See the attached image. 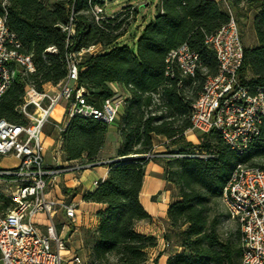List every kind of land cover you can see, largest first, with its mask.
Segmentation results:
<instances>
[{"label": "trees", "instance_id": "1", "mask_svg": "<svg viewBox=\"0 0 264 264\" xmlns=\"http://www.w3.org/2000/svg\"><path fill=\"white\" fill-rule=\"evenodd\" d=\"M0 0V14L21 42L24 50L34 54L36 71L25 74L17 69L15 79L0 98V120L27 125L22 114L28 86L43 92L44 86H57L68 76L67 49L58 25L68 21L71 8L77 15L76 43L70 51L79 52L101 45L102 51L85 55L79 64L77 85L85 88L87 102L101 108L118 94L113 85L127 94L119 134L122 140L114 158L108 163L106 180L85 195L87 202L101 203L100 224L88 239L91 245L89 264H146L147 251L157 246L153 236L139 234L137 222L151 220L140 202L146 155L154 150V137L171 141L166 153L174 157L152 160L165 169L168 189H175L178 201L168 209L171 228L165 240L185 252L167 264H242L241 231L235 238H223L218 215L211 216L223 199L224 189L240 165L259 167L264 158V124L259 138L245 154L231 150L220 134L212 130L202 134L199 146L186 141L192 128V107L208 77L218 73L216 54L206 38L226 25L230 16L222 2L214 0H160L157 14L143 29L134 50L119 45L124 35V21L95 23L90 3L101 0H7L6 11ZM238 20L253 13L252 28L256 44L244 46L240 71L243 84L253 91L264 88V0H231ZM243 41V33H241ZM188 44L198 54L200 68L195 78L166 76V59L172 50ZM54 48L56 53L50 52ZM159 95L156 102V97ZM110 125L106 122L73 117L62 133V151L68 164L102 162ZM12 207L0 190V213Z\"/></svg>", "mask_w": 264, "mask_h": 264}, {"label": "built area", "instance_id": "2", "mask_svg": "<svg viewBox=\"0 0 264 264\" xmlns=\"http://www.w3.org/2000/svg\"><path fill=\"white\" fill-rule=\"evenodd\" d=\"M227 5L230 0H223ZM90 3V12L96 24L108 20L124 21L122 31H128L139 10L135 4L126 5L117 14L108 15L106 6ZM7 0L2 4L6 11ZM229 22L216 34L206 38L216 54L218 73L208 77L203 90L192 107L190 132L208 134L217 131L224 143L238 154H245L259 138L264 124V88L252 90L242 83L240 71L244 62V44L236 17L228 12ZM77 13L71 8L68 21L59 24L68 50L65 56L67 78L55 90L38 92L28 86L21 107L27 125L0 120V157H14L18 164L0 169L2 192L12 202V207L0 213V264H65L64 241L57 233L54 218L58 207L74 219L75 207L48 198L54 180L68 173L79 174L106 162L75 163L49 168L43 156L42 134L50 122L55 108L65 103L66 125L75 116L94 118L108 125L115 123L126 104L127 94L116 95L104 102L101 108L88 104V91L77 85L79 64L85 55L98 53L90 46L79 52L70 51L76 43ZM126 31V32H127ZM50 52L56 53L54 48ZM201 64L198 54L188 44L172 50L166 59V76L174 77L177 69L182 77L195 78ZM34 73V54L23 45L7 25L6 15L0 14V98L15 79L17 69ZM159 102V95L155 96ZM33 108V109H32ZM60 133L64 129L61 128ZM169 142V141H168ZM174 157L154 150L146 155L151 160ZM110 162H107V164ZM95 186L99 183L95 182ZM223 200L231 219L241 231L242 264H264V170L240 165L233 172L224 189ZM44 216L46 233L36 227V220ZM169 247L170 244L166 243ZM76 263H81L75 258ZM119 264V263H113Z\"/></svg>", "mask_w": 264, "mask_h": 264}, {"label": "crops", "instance_id": "3", "mask_svg": "<svg viewBox=\"0 0 264 264\" xmlns=\"http://www.w3.org/2000/svg\"><path fill=\"white\" fill-rule=\"evenodd\" d=\"M160 0H134L126 4H135L139 10L135 19L119 40V45H129L134 50L136 42L145 26L155 18L157 5ZM222 2L223 0H214ZM124 6V7H125ZM123 7V8H124ZM113 15V14H112ZM100 53L102 47H97ZM28 88V87H27ZM57 87L52 84L44 86V90L52 91ZM113 89L118 95L124 94L123 90L113 85ZM33 109V108H32ZM123 109L115 123L110 125L107 137V144L101 153V165L85 170L79 174L68 173L58 176L48 190V198L51 200L72 205L75 207V218L71 219L66 215L65 210L60 207L56 210L54 218L57 233L64 241L63 251L65 264H89L91 258V245L86 244L90 236L95 233L100 224L99 213L105 211L106 206L101 203L87 202L84 197L87 193L93 192L97 186L95 182H102L107 179L110 162L115 157L117 150L121 146L122 140L119 134V126ZM65 103L57 106L52 113L50 122L45 126L42 134L43 156L45 164L49 168H55L68 164L64 159L62 151V133L60 129H65ZM168 140L165 137H154V151L165 152ZM164 149V150H163ZM18 161L14 157H0V169L17 166ZM165 179V169L160 163L150 162L146 166L144 185L140 193V202L151 220L137 222L135 230L139 234L153 236L157 239V246L147 251L148 261L146 264H167L168 260L180 253L181 248L175 247L174 251H169L168 243L165 240L166 233L171 228L168 224L169 206L179 200L175 189H168ZM40 233H46L48 224L44 216H39L35 222ZM75 258H79L81 263H76Z\"/></svg>", "mask_w": 264, "mask_h": 264}, {"label": "rangeland", "instance_id": "4", "mask_svg": "<svg viewBox=\"0 0 264 264\" xmlns=\"http://www.w3.org/2000/svg\"><path fill=\"white\" fill-rule=\"evenodd\" d=\"M56 1V0H55ZM105 1V0H101ZM134 1V0H108L107 6H106V13L108 15L117 14L121 11V9L125 6L124 4ZM153 2V0H151ZM224 9L231 13L238 19V15L236 13L235 7L232 3V1H228V5L222 1ZM252 21H253V13L249 14L248 19H240L238 20L240 32L243 33V44L244 46H254L256 44L255 34L252 28ZM127 31V30H126ZM124 31V34L127 33ZM84 57V56H83ZM83 60V58H82ZM20 69V68H19ZM201 136L199 132H187L186 134V141L193 142L196 146L200 145L201 142ZM169 146L171 147L172 143L171 141L168 142ZM167 148V145H166ZM164 150V149H163ZM255 164H258V166H264V158L256 160ZM249 166V165H248ZM3 185H0L1 192H4ZM218 215L220 219V225H219V232L222 235V237L225 238H235V235L237 231L240 229L239 225L236 221L231 219L230 214L228 212V208L222 199L219 203L218 207H215V210L211 212V216ZM176 243L173 241L170 243L169 251H174L175 247H179L175 245ZM185 252L184 249H181L180 253Z\"/></svg>", "mask_w": 264, "mask_h": 264}, {"label": "water", "instance_id": "5", "mask_svg": "<svg viewBox=\"0 0 264 264\" xmlns=\"http://www.w3.org/2000/svg\"><path fill=\"white\" fill-rule=\"evenodd\" d=\"M111 1V0H110Z\"/></svg>", "mask_w": 264, "mask_h": 264}]
</instances>
